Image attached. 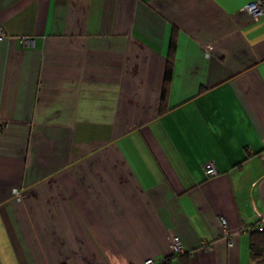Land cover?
Returning <instances> with one entry per match:
<instances>
[{"label":"crops","instance_id":"0c3cea01","mask_svg":"<svg viewBox=\"0 0 264 264\" xmlns=\"http://www.w3.org/2000/svg\"><path fill=\"white\" fill-rule=\"evenodd\" d=\"M253 1L0 0V264H252L241 230L264 215Z\"/></svg>","mask_w":264,"mask_h":264},{"label":"built area","instance_id":"2783aa9c","mask_svg":"<svg viewBox=\"0 0 264 264\" xmlns=\"http://www.w3.org/2000/svg\"><path fill=\"white\" fill-rule=\"evenodd\" d=\"M244 9L246 11H248L249 13H251L252 15H254L255 17L264 15V0H255L253 2H249L248 4H246L244 6ZM4 37H5V32L3 31L2 27L0 26V41ZM20 42L23 45H28L31 43V39H29L27 37H23L20 39ZM202 170H203V173L205 174L206 177H213V176L217 175V173H218L212 160L206 161L202 165ZM15 193H16V195H18L17 191H15ZM219 224H220V229H219L218 235H217L218 238L226 239L228 242V245L231 246L232 242H231V239L229 238V232H228L226 220L224 218L220 217L219 218ZM262 230H264V215H262L256 223L245 226L241 230V232L243 234L250 235L254 231H262ZM172 243H173L174 251L177 255L183 253V251H184L183 250V244H182L179 237H177V236L173 237ZM205 249L207 251H211L212 247L210 245H206ZM144 264H154V262L152 259H147V260H145Z\"/></svg>","mask_w":264,"mask_h":264},{"label":"trees","instance_id":"16d2710c","mask_svg":"<svg viewBox=\"0 0 264 264\" xmlns=\"http://www.w3.org/2000/svg\"><path fill=\"white\" fill-rule=\"evenodd\" d=\"M175 37L172 36L169 42V50H168V60L164 72V80L163 86L161 90V98H160V114H163L167 108V97L169 93V87L173 72V62H174V53H175ZM250 261L252 264H264V230L262 231H254L250 235ZM184 255V254H183ZM182 254H179V258L183 257ZM174 257H167L162 262L158 264H172ZM183 260V259H181ZM184 262V260H183ZM155 264V263H154ZM186 264V263H183Z\"/></svg>","mask_w":264,"mask_h":264}]
</instances>
